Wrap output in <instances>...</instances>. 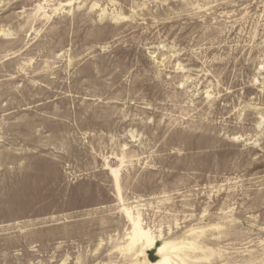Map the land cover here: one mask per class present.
<instances>
[{"label": "rangeland", "instance_id": "1", "mask_svg": "<svg viewBox=\"0 0 264 264\" xmlns=\"http://www.w3.org/2000/svg\"><path fill=\"white\" fill-rule=\"evenodd\" d=\"M127 212L264 264V0H0V264H159Z\"/></svg>", "mask_w": 264, "mask_h": 264}, {"label": "bare ground", "instance_id": "2", "mask_svg": "<svg viewBox=\"0 0 264 264\" xmlns=\"http://www.w3.org/2000/svg\"><path fill=\"white\" fill-rule=\"evenodd\" d=\"M127 217L133 226L132 230V236H130V243L128 246V253L131 251V247L135 246L136 244L140 243L143 246V250L151 251L155 250L156 254L160 256L159 258V264H168L169 263V252H164L166 246L165 245H159L156 246L152 238L150 237L149 233L145 232L139 222L131 216L129 212H127ZM172 250H175V248H172Z\"/></svg>", "mask_w": 264, "mask_h": 264}]
</instances>
